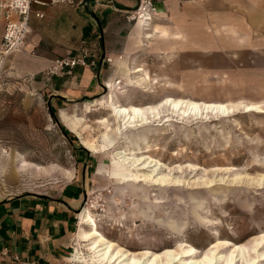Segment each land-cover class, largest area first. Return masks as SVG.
<instances>
[{
  "label": "rangeland",
  "instance_id": "rangeland-1",
  "mask_svg": "<svg viewBox=\"0 0 264 264\" xmlns=\"http://www.w3.org/2000/svg\"><path fill=\"white\" fill-rule=\"evenodd\" d=\"M206 10L210 31L219 33L217 23L222 22L229 31L224 30V39L213 42L220 50L215 70L199 73L198 86L189 88L187 81L181 85L167 77L162 80L145 69L152 79L162 80L160 85L163 81L175 84L178 90L163 88L157 101L138 103L134 88L125 96L128 103L120 102L122 96L118 102L148 106L171 96L198 102L254 103L263 112H246L241 105L230 107L235 111L226 117H171L169 122L161 119L117 135L107 105L108 90H104L84 106L69 109L74 113L63 112V123L78 136L75 140L64 134L63 124L53 118L46 99L30 95L22 79L7 77L3 71L0 199L56 184L62 180L59 173L72 176L75 147L84 145L97 166L84 208L88 206L95 215L101 233L133 254L178 250L184 242L204 254L217 242L251 248L260 240L264 235V0H225ZM245 11L259 14L260 24L252 27L242 15ZM151 91L159 94L154 87ZM121 150L132 157L135 153L136 158L157 160L163 171L157 175L154 168L144 169L145 163L119 167ZM157 176L168 179L159 185ZM84 241L80 259L89 260L93 241Z\"/></svg>",
  "mask_w": 264,
  "mask_h": 264
},
{
  "label": "crops",
  "instance_id": "crops-1",
  "mask_svg": "<svg viewBox=\"0 0 264 264\" xmlns=\"http://www.w3.org/2000/svg\"><path fill=\"white\" fill-rule=\"evenodd\" d=\"M46 1L33 2V11L41 10L45 15L43 18L32 15V32L27 45L8 58L4 72L7 77L22 79L30 95L39 94L46 99L48 106L51 104L49 109L61 118L64 127V111L74 113L76 110L69 109L79 104L84 106L105 87L108 90V109L114 119L111 108L116 105L125 108L158 106L171 97H164L156 105L120 104L118 97L122 96L119 98L121 103H128L130 99L126 97L134 88L137 89L134 101L146 103L160 99L163 88L178 90L175 84H164L163 81V86L160 85L166 77L180 84L187 81L189 88L197 87L201 77L199 73L215 70L214 60L220 50L214 47L213 42L224 39V30L229 32L228 27L223 28L224 22L217 23L216 31L219 33L214 29L210 31L207 19L206 8L223 4L225 0H152L157 11L152 13L148 27L127 18L128 13L138 6V0L41 3ZM251 12L245 11L242 15L251 21L252 27L259 25V14ZM3 32L4 23L0 21V42ZM83 48L92 52L88 65H77L71 72L63 71L46 78V72L56 58L76 55ZM199 57L203 58L201 62H198ZM199 65L203 67L199 68ZM145 69L152 77L162 80L152 79ZM203 80L204 85L208 84L205 77ZM153 87L158 95L152 93ZM224 105L260 107L254 103ZM115 123L117 135L126 132L118 130L119 119L116 118ZM133 130L138 129L129 131ZM74 136L76 140L78 136ZM75 152L77 163L70 170L72 176L59 173L62 180L56 184L0 199V264H84L75 256L81 251L80 243L85 242L79 239L80 231L89 229L82 226L81 214L92 181L91 174L97 166L94 157L83 146H76Z\"/></svg>",
  "mask_w": 264,
  "mask_h": 264
},
{
  "label": "bare ground",
  "instance_id": "bare-ground-1",
  "mask_svg": "<svg viewBox=\"0 0 264 264\" xmlns=\"http://www.w3.org/2000/svg\"><path fill=\"white\" fill-rule=\"evenodd\" d=\"M151 17L140 19L138 22L148 27L152 22ZM113 100V99H112ZM112 102V101H111ZM109 103V102H108ZM113 106V105H112ZM117 106V105H116ZM112 107L114 116L119 119V131L128 132L132 129L144 128L148 124L161 119L164 122H169L172 118H180V120L190 119L206 114L221 115L222 117L228 116L234 112L224 104L219 103H197L185 100H175L172 98L167 99L158 106L149 107ZM246 112H263L260 107L256 105L245 106ZM168 112L169 114H166ZM172 117V118H171ZM115 118V119H116ZM118 124V123H117ZM157 124V123H156ZM111 147V145H110ZM114 155V154H113ZM118 166L126 167L133 165L132 163H145L144 169H153L159 175L163 171V165L150 157L136 158L135 153L132 156L128 155L125 151L119 152ZM127 168V167H126ZM124 169V168H123ZM168 178L158 177L155 181L159 185L164 184ZM154 180V179H153ZM154 181V182H155ZM151 182V181H150ZM89 204V203H88ZM85 207V206H84ZM95 207V206H94ZM82 226H87L88 231L81 230L79 239L86 241H93L89 246L91 252L90 259H80L81 255L76 253V256L84 264H264V235L260 240L255 241L251 248L234 244L232 242H217L210 245L211 248L202 253L197 248L189 246L187 243H182L178 250L168 249L163 253H153L144 251L140 254H133L117 243L110 240L107 236L99 231L95 218L89 211L88 206L82 212ZM80 243V242H79ZM91 244V243H90ZM227 250L228 253L223 251ZM85 253V252H84ZM88 253V252H87Z\"/></svg>",
  "mask_w": 264,
  "mask_h": 264
},
{
  "label": "built area",
  "instance_id": "built-area-1",
  "mask_svg": "<svg viewBox=\"0 0 264 264\" xmlns=\"http://www.w3.org/2000/svg\"><path fill=\"white\" fill-rule=\"evenodd\" d=\"M35 0H0V21L4 23V32L0 42V72L5 70L8 58L15 52L25 49L28 38L32 32L31 17L43 18L44 12L33 11L32 4ZM43 5H55L61 3L74 4V0H47L41 2ZM82 3V1L80 2ZM157 8L152 0H138V6L129 12V21L138 22L140 19L151 17ZM89 48H83L76 55H69L56 58L46 72V78L60 72L71 70L77 65L86 66L89 64L88 58L91 56ZM94 64V61H91ZM107 85V84H106Z\"/></svg>",
  "mask_w": 264,
  "mask_h": 264
},
{
  "label": "water",
  "instance_id": "water-1",
  "mask_svg": "<svg viewBox=\"0 0 264 264\" xmlns=\"http://www.w3.org/2000/svg\"><path fill=\"white\" fill-rule=\"evenodd\" d=\"M106 90H107V88L105 87V92H106ZM49 108H51V104H50V103H49ZM52 115H53V118L56 120V122H57L58 124H61V118L58 117L54 112L52 113ZM64 134H65L66 136H68V134H67L65 131H64ZM81 143H82V142H81ZM83 148L87 149L84 145H83ZM85 203H86V200H85L83 206L85 205ZM80 211H81V210H80Z\"/></svg>",
  "mask_w": 264,
  "mask_h": 264
},
{
  "label": "trees",
  "instance_id": "trees-1",
  "mask_svg": "<svg viewBox=\"0 0 264 264\" xmlns=\"http://www.w3.org/2000/svg\"><path fill=\"white\" fill-rule=\"evenodd\" d=\"M63 130L68 134V136L72 139V137L74 138V134L71 133L69 130H67L65 127H63Z\"/></svg>",
  "mask_w": 264,
  "mask_h": 264
}]
</instances>
